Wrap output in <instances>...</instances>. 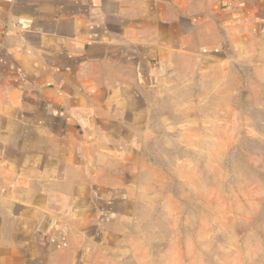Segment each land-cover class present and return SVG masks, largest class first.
<instances>
[{
	"label": "crops",
	"instance_id": "obj_1",
	"mask_svg": "<svg viewBox=\"0 0 264 264\" xmlns=\"http://www.w3.org/2000/svg\"><path fill=\"white\" fill-rule=\"evenodd\" d=\"M259 32L264 0H0V264H94L147 95Z\"/></svg>",
	"mask_w": 264,
	"mask_h": 264
},
{
	"label": "rangeland",
	"instance_id": "obj_2",
	"mask_svg": "<svg viewBox=\"0 0 264 264\" xmlns=\"http://www.w3.org/2000/svg\"><path fill=\"white\" fill-rule=\"evenodd\" d=\"M146 98L94 264H264V32Z\"/></svg>",
	"mask_w": 264,
	"mask_h": 264
}]
</instances>
